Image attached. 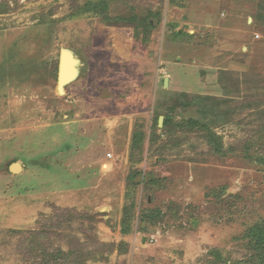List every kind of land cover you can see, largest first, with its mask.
<instances>
[{"label":"rangeland","instance_id":"rangeland-1","mask_svg":"<svg viewBox=\"0 0 264 264\" xmlns=\"http://www.w3.org/2000/svg\"><path fill=\"white\" fill-rule=\"evenodd\" d=\"M263 159L264 0H0V264H253Z\"/></svg>","mask_w":264,"mask_h":264},{"label":"trees","instance_id":"trees-1","mask_svg":"<svg viewBox=\"0 0 264 264\" xmlns=\"http://www.w3.org/2000/svg\"><path fill=\"white\" fill-rule=\"evenodd\" d=\"M92 10H95L92 7ZM171 120L169 117H165L164 127L169 128ZM144 139V133L142 132V127L140 126L135 134L134 145L136 148H139L142 145ZM264 165V159L262 160ZM133 183H135L136 177L133 175L131 177ZM249 249L252 253L253 264H264V219L253 226L249 227L245 232V237Z\"/></svg>","mask_w":264,"mask_h":264},{"label":"water","instance_id":"water-1","mask_svg":"<svg viewBox=\"0 0 264 264\" xmlns=\"http://www.w3.org/2000/svg\"><path fill=\"white\" fill-rule=\"evenodd\" d=\"M70 53V56L72 58V60L75 62V67H74V73H72L71 75L68 76V78L66 79V81L63 79L62 77V73H63V58H64V53ZM79 68H80V61L78 60V58L76 57V55L70 51V50H67V49H62L61 50V53H60V63H59V72H58V91L61 93V94H64L62 93L61 91V88L63 87V90L65 91V87L70 84L71 82H73L77 77H78V74H79ZM167 85V81H165V86ZM163 121H164V118L163 117H160L159 119V125L162 126L163 125ZM14 167H18V169H14ZM21 167V168H20ZM10 171L14 174H17L19 171H22V166L18 163H15L11 166L10 168Z\"/></svg>","mask_w":264,"mask_h":264},{"label":"bare ground","instance_id":"bare-ground-1","mask_svg":"<svg viewBox=\"0 0 264 264\" xmlns=\"http://www.w3.org/2000/svg\"><path fill=\"white\" fill-rule=\"evenodd\" d=\"M74 67H75V62L72 60V58L70 56V53H67V52L64 53L62 77H63V79L65 81H66V79L68 78L69 75L74 73ZM14 169H18L19 170L18 167H14Z\"/></svg>","mask_w":264,"mask_h":264}]
</instances>
